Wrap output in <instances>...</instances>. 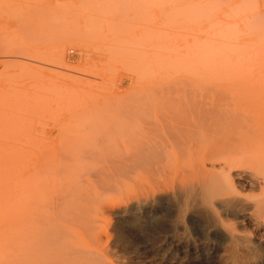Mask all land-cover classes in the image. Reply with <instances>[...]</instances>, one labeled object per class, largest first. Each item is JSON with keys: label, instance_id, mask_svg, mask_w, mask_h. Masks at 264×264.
I'll return each mask as SVG.
<instances>
[{"label": "rangeland", "instance_id": "1", "mask_svg": "<svg viewBox=\"0 0 264 264\" xmlns=\"http://www.w3.org/2000/svg\"><path fill=\"white\" fill-rule=\"evenodd\" d=\"M215 89L236 95L238 100L233 95L232 100L239 106L244 103L241 107L230 103H234L230 95V102L225 101L239 110L259 103L258 108L264 112V0H0L2 155L13 152L25 163L34 153L35 143V153H42L40 147L46 153L50 146L70 144L64 139V126L59 127L62 124L77 125L87 123V119L104 122L113 118L112 109L117 106H159V102L167 103L174 95L182 99L185 93L181 91ZM31 156L27 161L30 164ZM26 163L23 167L32 170ZM31 186L25 190H39L32 194L37 198L32 199L34 207L40 201L42 185L34 189ZM168 205L143 207L135 215L93 213L89 223L108 236L98 246L101 255L104 253L100 264H186L180 261H187L192 256L190 251L181 246L178 236L161 232L176 222L174 205ZM38 206L32 208V213ZM145 211L166 217L163 224L154 220L146 228L133 225L131 222L143 218ZM16 217L6 216L3 224L11 221L6 224L16 229ZM119 227L136 240L135 247L127 245L129 238L121 239ZM249 229L252 233L248 230L246 234L258 236ZM185 235L192 244L204 242V251L195 252L199 258L208 254L218 264L221 257H226L225 245ZM8 237L4 242L14 240ZM81 237L73 242L83 244L88 240L84 233ZM114 240H118L117 246ZM7 243L5 249L9 248ZM263 251L257 252L261 258ZM10 253L0 257H8L1 261L18 264Z\"/></svg>", "mask_w": 264, "mask_h": 264}, {"label": "bare ground", "instance_id": "2", "mask_svg": "<svg viewBox=\"0 0 264 264\" xmlns=\"http://www.w3.org/2000/svg\"><path fill=\"white\" fill-rule=\"evenodd\" d=\"M181 92L185 93L182 99L169 96L167 103L159 102V106L113 107V118L105 117L104 122L94 123L92 118L93 122L87 119L90 123L62 124L59 127L64 126V139L70 144L60 140L63 146L56 145L59 148L45 146V152H50L46 155L41 147L42 153H35V143V155H30L32 163L27 162L29 155L28 164L25 162L32 170L24 168V161L13 152L3 153L0 251L1 255L7 252L0 257L11 252L18 264H100L104 253L101 255L98 246L104 244L107 235L89 223L93 213L135 215L143 207L167 203L174 205L176 222L161 232L178 236L181 246L192 255L180 262L216 264L206 253L199 258L195 252H203L206 246L204 242L192 244V239L183 237L190 233L194 239H213L225 245L226 257L222 255L218 264H264V258L257 253L264 250V112L258 108L259 99L255 101L258 106L246 103L249 106L239 110L236 107L240 103L232 100L230 92ZM236 97L233 99L238 100ZM54 148V154L60 151L52 158ZM40 184L42 203L38 199L40 206L36 201L38 205L34 207L38 208L32 213L35 193L32 194ZM27 186L34 190H25ZM10 215H18L16 229L6 224L11 221L3 224ZM165 218L145 211L142 220L135 218L131 223L145 227L154 220L163 224ZM249 227L258 236L246 234ZM117 232L122 240L129 238V247H135L136 240L127 237L123 229L119 227ZM83 233L88 237L85 244L73 242ZM8 234L14 238H10L12 243L9 240L11 246L6 241ZM3 239L10 250L3 247Z\"/></svg>", "mask_w": 264, "mask_h": 264}]
</instances>
